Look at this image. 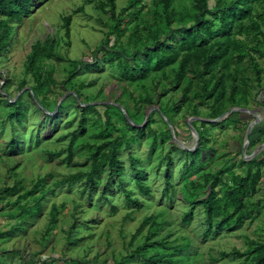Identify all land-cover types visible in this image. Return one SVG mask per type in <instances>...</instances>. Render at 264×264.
I'll return each mask as SVG.
<instances>
[{
    "label": "rangeland",
    "instance_id": "obj_1",
    "mask_svg": "<svg viewBox=\"0 0 264 264\" xmlns=\"http://www.w3.org/2000/svg\"><path fill=\"white\" fill-rule=\"evenodd\" d=\"M205 2L235 18L230 35L249 52L234 53L238 69H228L218 116L207 92L219 67L197 69L182 55L155 67L146 50L192 33L196 14L222 20L204 12ZM246 3L32 0L29 12L10 23L0 54V264H246L264 250V164L239 209L225 201L246 162L264 159V101L257 100L264 39L249 28L256 20L264 32V16L261 1L252 0L248 16L238 19ZM64 16L71 17L68 35ZM46 39L50 55L37 65L53 80L34 93L25 67L31 46ZM106 51L121 52L134 71ZM15 106L22 115H11ZM212 182L217 200L208 213L203 201Z\"/></svg>",
    "mask_w": 264,
    "mask_h": 264
},
{
    "label": "trees",
    "instance_id": "obj_2",
    "mask_svg": "<svg viewBox=\"0 0 264 264\" xmlns=\"http://www.w3.org/2000/svg\"><path fill=\"white\" fill-rule=\"evenodd\" d=\"M32 0H0V54L1 51L8 44L11 34L12 27L10 25L14 20H18L22 17V15L29 12V6ZM247 2L244 6L247 8L244 12H242L238 19L242 17L248 16L251 11V1L252 0H243ZM262 3V14L264 16V0H259ZM203 2V1H202ZM211 3L205 2L204 12H209L211 15L219 14L222 20L215 21L212 18H207L203 13L196 14L194 16V25L195 30L190 33H183L181 37L176 40L174 45L168 44L167 40L156 41L153 44L152 49H146L148 57L150 55H154L156 58L155 67H164L170 64H173L177 61L180 55L181 62L188 63L192 62L195 65V68H199L200 66L205 69L207 72L211 71L213 68L219 67V71L221 72L219 76H210L214 79V86L212 89L207 92L208 94L214 95V101L216 102V107L214 108L213 114L215 116L220 115L221 107H222V98L225 94L226 89V76L228 75V69L234 64L235 73L237 72V60H234V53L238 51V56L241 57L243 53L249 54L248 50H246L245 43L235 40L231 35L230 31L233 27V24L236 22L235 18L231 14H226L225 9L221 6L215 7L212 10L213 5ZM219 7V10L217 8ZM81 8V7H80ZM63 25L65 27V32L68 35L70 30V16L62 17ZM248 25L241 24L240 29L242 31L247 30ZM249 28L254 32L260 33L261 38L264 39V32L261 29L260 24L256 20H251L249 24ZM181 31V30H178ZM216 33H220V36L213 37ZM213 37V39H212ZM212 39V41H209ZM50 42L51 40L46 39L43 42H35L31 46L30 53L27 58V64L25 67L26 71H30L33 79L34 85H32L31 89L34 93L42 92L46 86L53 80L52 79V71H48L46 75H44L41 71V68L37 65L38 61L44 57L50 55ZM256 49V48H254ZM108 57L112 58L113 56H117V64L120 68H124V70L130 69L133 70V67H129L120 59L122 55L121 52H107ZM137 53V51L135 52ZM259 55H263L262 52H259ZM251 64L253 65L256 76L259 78L260 76V68L255 61L253 56H250ZM139 68V65L136 64ZM137 69V68H134ZM233 77V76H232ZM260 80V78H259ZM237 84H233V89L231 91L233 102H238L239 99H236V88ZM190 88V85L186 86V90ZM243 96V95H242ZM257 100L263 102L264 101V81L261 84L259 92L257 94ZM18 103V102H16ZM12 116H20L22 115V111L18 106H15L13 109ZM165 113V112H164ZM240 117L247 118L250 117L247 113L239 112ZM203 121L201 122V124ZM258 130L256 128L254 131ZM249 134V143L254 142L255 132ZM112 147H115V142H112ZM100 149V147L98 148ZM52 155V152H49ZM109 160L110 165L114 167V171L117 174L121 171V166L118 163V160L114 157V155L110 152L106 155ZM248 169L246 174L236 175L232 178L233 186L232 189L225 194V201L233 204L234 210L239 209L241 206V195L246 189V187L254 188L257 184L261 176L260 165L264 164V159L255 160L254 158L246 162ZM251 164H255L256 168L254 171H251ZM168 173L166 177H168ZM74 179V177L72 178ZM168 181V178H167ZM168 183V182H167ZM137 187L142 194L149 193V186L146 185L141 179H136ZM211 190L208 195L205 197L204 206L208 213H210L213 209L212 203L217 200L216 191L214 190V184H211ZM127 193V192H126ZM134 202L137 203V200L134 199ZM191 212V208L188 210V214ZM229 216L221 221L228 219ZM238 222L241 221V218L238 217ZM170 247V246H168ZM183 249L182 245L176 246L175 250L180 251ZM160 254V253H159ZM158 255H144L146 260L152 261ZM162 257V254L160 255ZM170 260H168L169 262ZM246 264H264V250L261 249L256 255L252 256V260Z\"/></svg>",
    "mask_w": 264,
    "mask_h": 264
}]
</instances>
